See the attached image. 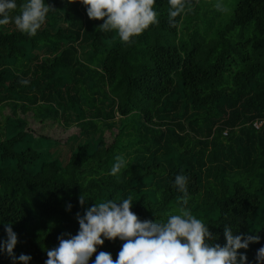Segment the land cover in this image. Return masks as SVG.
<instances>
[{"label": "trees", "instance_id": "1", "mask_svg": "<svg viewBox=\"0 0 264 264\" xmlns=\"http://www.w3.org/2000/svg\"><path fill=\"white\" fill-rule=\"evenodd\" d=\"M26 2L16 0L0 25V241L11 222L15 256L45 264L58 236L77 234V212L129 196L141 221H166L183 195L174 187L180 174L187 207L214 243H226V223L234 235L261 237L239 250L256 264L264 246V0H236L227 11L189 0L175 27L168 0H156L159 23L131 44L101 31L103 20L90 19L79 0H45L54 9L29 36L14 24ZM185 21L195 23L187 32ZM64 147L75 149L63 157ZM117 156L126 167L113 176ZM123 243L105 239L89 264L101 251L115 260ZM0 264L14 262L0 251Z\"/></svg>", "mask_w": 264, "mask_h": 264}, {"label": "clouds", "instance_id": "2", "mask_svg": "<svg viewBox=\"0 0 264 264\" xmlns=\"http://www.w3.org/2000/svg\"><path fill=\"white\" fill-rule=\"evenodd\" d=\"M76 0H69L75 3ZM86 6L87 16L92 20H103L98 26L101 31H115L120 41L131 44L132 38L141 35L150 25L158 24L154 11L156 0H79ZM169 25L176 26L175 18L191 11L189 0H168ZM218 11H227L221 3L215 5ZM17 8L16 0H0V25L10 23L9 13ZM21 13L14 18L18 30L29 36H35L45 23L52 5L45 0H27L20 5ZM27 84V80H22ZM110 175L116 176L126 167L121 156L115 158ZM188 179L184 175H176L174 187L183 193L177 198L176 214H170L166 221H141L131 210L132 197L121 202L107 200L94 203L85 209L84 214L76 213L79 230L76 235L63 233L57 237L58 247L47 250L48 259L45 264H89L97 251L98 245L106 240L117 238L124 243L113 260L110 253L99 252L92 264H248L247 255L240 249L247 250L252 243H259V235H234L230 224L224 225L223 235L226 243H214L216 237L201 219H197L188 209ZM81 207L86 197L79 196ZM72 205H67L71 210ZM7 240L0 241V251H4L15 264H28L31 256L20 254L16 257L14 248L18 243L17 234L11 222L5 224ZM67 237V238H65ZM103 237V238H102ZM256 264H264V246L255 255Z\"/></svg>", "mask_w": 264, "mask_h": 264}, {"label": "rangeland", "instance_id": "3", "mask_svg": "<svg viewBox=\"0 0 264 264\" xmlns=\"http://www.w3.org/2000/svg\"><path fill=\"white\" fill-rule=\"evenodd\" d=\"M234 1H236V0H222V5H224V6H226V8L228 9V6L232 3V2H234ZM206 4H211V9H214L215 8V2L213 1V0H207V2H206ZM195 23H193V24H189V22L188 21H185V23H184V25L182 26V31L183 32H187L186 31V29H189V27H191V25H194ZM7 113H9V110H8V108H6L4 111H3V114H6L7 115ZM0 118H1V116H0ZM71 145H73L74 146V144H71ZM53 145L52 146H47V149L49 150V151H51L52 149H53ZM74 149H75V147H68V148H66V147H64V148H60L59 150H58V153L61 155V156H63L64 157V155H70L73 151H74ZM241 178L239 177V180H240ZM242 180V179H241ZM264 197V196H263ZM264 204V203H263ZM264 212V207H263V210L259 213V217L262 215V213ZM259 217H257L253 222H252V224H251V227H250V232H254V227L255 226H257V224H256V220L259 218Z\"/></svg>", "mask_w": 264, "mask_h": 264}]
</instances>
